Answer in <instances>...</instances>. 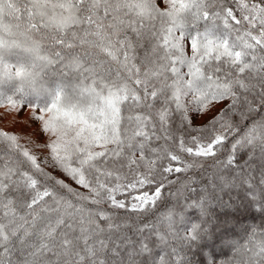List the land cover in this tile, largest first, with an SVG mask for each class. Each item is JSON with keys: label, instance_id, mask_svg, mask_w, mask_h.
<instances>
[{"label": "snow or ice", "instance_id": "obj_1", "mask_svg": "<svg viewBox=\"0 0 264 264\" xmlns=\"http://www.w3.org/2000/svg\"><path fill=\"white\" fill-rule=\"evenodd\" d=\"M0 109V264H264V0H0Z\"/></svg>", "mask_w": 264, "mask_h": 264}, {"label": "rangeland", "instance_id": "obj_2", "mask_svg": "<svg viewBox=\"0 0 264 264\" xmlns=\"http://www.w3.org/2000/svg\"><path fill=\"white\" fill-rule=\"evenodd\" d=\"M220 107H223V105L218 106V108ZM215 111L216 110H214L212 113L199 117L195 120V123H198L199 125L206 123L212 118L213 115H215ZM29 117L30 112L28 111L22 112L18 117L14 115L4 116L3 109H0V129H4L10 133H16L21 135V143L35 150V145L42 144L45 138L39 131V125L36 122L31 121ZM36 154L41 157H43L44 155V153L39 151H36ZM48 169L54 170L50 167ZM54 171H58V173L66 177L68 183L73 181L67 176H65L61 171Z\"/></svg>", "mask_w": 264, "mask_h": 264}, {"label": "trees", "instance_id": "obj_3", "mask_svg": "<svg viewBox=\"0 0 264 264\" xmlns=\"http://www.w3.org/2000/svg\"><path fill=\"white\" fill-rule=\"evenodd\" d=\"M259 118H260V117H257V119H259ZM208 121H209V120H208ZM208 121H207V122H208ZM207 122H206V123H207ZM206 123H204V124H206ZM249 123H250V121L239 122V124H240V133H242L243 131L246 130V129H245V125H247V124H249ZM195 124L198 125V126H203V125H204V124L199 125L198 123H195ZM232 139H233V138L230 137V138H229V141L226 142V144H225V152H226L227 148L230 147V144H231ZM221 158H222V157H221ZM46 170L49 171V172L51 173V175H52L55 179H57V180H63L67 185H69V187H71V188L74 189L75 191H78V192H81V193L87 195V191H86L85 189L81 188V187L78 186L76 183H73L74 181L68 183L67 180H66L67 178L64 177L63 175H61L60 173H58V171L50 170V169H48V168H47ZM74 184H76V185H74ZM65 194H67V195H69V196L71 195V194L66 193V192H65ZM245 225H246V226H254V227H256V228L259 230L260 226H261V225H264V218H261V217L259 216V214L257 213L254 219L251 218V217H249V218L245 221ZM241 236H243V233H241ZM237 238L239 239V238H241V237H237ZM217 251H219V248H217ZM197 260H199L198 257H197Z\"/></svg>", "mask_w": 264, "mask_h": 264}]
</instances>
